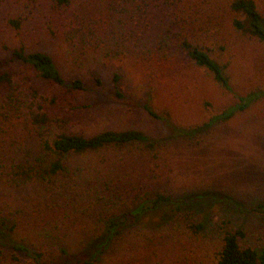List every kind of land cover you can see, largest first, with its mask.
I'll use <instances>...</instances> for the list:
<instances>
[{"label":"rangeland","instance_id":"374dc122","mask_svg":"<svg viewBox=\"0 0 264 264\" xmlns=\"http://www.w3.org/2000/svg\"><path fill=\"white\" fill-rule=\"evenodd\" d=\"M229 1L72 0L58 8L52 0H0V57L19 45L41 50L65 78L79 77L85 85L71 96L21 61L7 65L15 107L7 106V90L0 85V172H7L14 160L33 159L41 152L42 136L52 140L62 131L91 135L136 128L154 143L152 149L133 143L70 154L71 173L63 172L56 182L5 186L0 206L14 227L0 229L9 244L25 249L16 251L8 242L3 249L0 243L8 261L84 264L79 252L105 231L108 220L124 215L123 224L110 228L112 243L99 264H214L221 218L243 229L242 244L263 242L264 98L194 138H183L171 137L163 122L112 95V75L118 72L127 96L147 98L156 111L187 127L232 105L233 93L264 88V42L234 30L236 14ZM255 2L264 16V0ZM10 18L20 20L18 29ZM181 35L226 64L233 92L176 50ZM63 94L71 104L51 107L50 97ZM40 99L52 116L42 127L28 114L29 104L35 107ZM150 194L169 196L170 213L180 211L179 203L196 211L205 230L195 234L181 220L162 221L161 210L155 212L158 205L151 212L145 209ZM187 200L199 204L187 207ZM61 248L71 255L61 254L59 261L55 256ZM13 254L18 260L11 259Z\"/></svg>","mask_w":264,"mask_h":264},{"label":"trees","instance_id":"16d2710c","mask_svg":"<svg viewBox=\"0 0 264 264\" xmlns=\"http://www.w3.org/2000/svg\"><path fill=\"white\" fill-rule=\"evenodd\" d=\"M72 0H52L53 6L58 8L70 5ZM230 11L236 15L232 19V26L235 31L252 36L259 41L264 42V16L259 11L255 0H230L228 3ZM9 24L18 29L20 27V20L18 18H10ZM169 43V42H167ZM176 50L181 51L194 65L205 68L226 90L233 92L229 81V76L226 72V64L220 62L218 59L212 57L211 51L204 48L202 44L190 40L187 36H180L176 41ZM21 61L31 66L38 74V76L57 85L60 88L66 89V94L72 96L76 91H84L85 85L83 80L79 77L67 79L58 69L53 58L46 52L41 50L27 51L22 45L13 47L5 57H0V85H3L7 90L5 94V102L7 106L15 107L13 92V73L8 69L7 65L14 61ZM152 73V70H149ZM121 73L114 72L112 75V95L121 103H125L131 107L142 108L146 114L156 120L163 122L167 127L171 137L194 138L201 131L208 128L215 122L226 121L230 119L237 112L245 110L252 103L264 98V88H256L244 95L235 94L236 101L225 108L219 114L211 116L208 121L195 126H180L173 123L168 113H161L156 111L149 103V100H135L127 96L119 86ZM98 85H101V79H95ZM63 95H56L50 97L48 103L50 106L57 105L65 101L70 102L71 97ZM37 91L34 90L35 97ZM45 99H40L36 106L31 102L28 106V114L30 120L34 125L44 126L52 120L49 113L51 107L44 103ZM60 101V102H59ZM75 107V106H74ZM83 107V106H82ZM144 143L147 148L152 149L154 143L152 137L143 130L136 128H129L123 130L106 129L100 132L84 135L75 132L62 131L55 135L52 140H47L41 137V152L29 160H15L11 163L10 169L7 172H0V196L4 192L5 186H19L31 181L56 182L60 176L66 172L71 173L67 165V156L70 154H83L89 151H95L108 146H120L125 144ZM64 172V173H63ZM76 173V171H75ZM5 177H4V176ZM68 184V182L64 183ZM148 195V201L144 204L147 211H153L158 205L155 212L161 210L162 214L159 219L162 221L181 220L186 223L188 229L193 233H200L205 230V222L198 221L194 215L196 211H186L182 203L176 204V214L170 213L167 203H171V198L163 194H156L154 197ZM187 207L196 206L199 202L187 200L183 202ZM134 220V219H133ZM126 221L125 215L122 218L111 219L107 221L104 232H99L98 235L91 239L81 251L80 256L85 261L84 264H99L100 257L110 247L112 235H109V230L112 227H117ZM219 239L220 248L217 254V260L214 264H264V240L258 246H251L242 244L241 240L245 236L242 228H237L229 225L227 218H221L219 222ZM8 226L9 229L14 227V224H9L5 217V212L0 206V226ZM3 241V242H2ZM7 237L0 229V243L2 248L6 246ZM9 244V242H8ZM11 248L16 251H24L25 249L15 244H9ZM109 246V247H108ZM61 254L70 257L71 254L65 248L60 249V253L55 256L60 261ZM40 255V254H36ZM12 260H18V256L11 255ZM56 260V261H57ZM0 264H12L8 261L5 251L0 249Z\"/></svg>","mask_w":264,"mask_h":264}]
</instances>
